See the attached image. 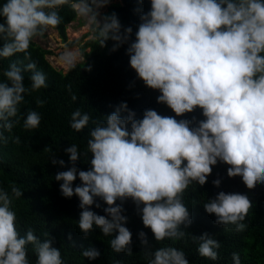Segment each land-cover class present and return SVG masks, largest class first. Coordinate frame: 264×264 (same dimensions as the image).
<instances>
[{"label":"clouds","instance_id":"9594fccd","mask_svg":"<svg viewBox=\"0 0 264 264\" xmlns=\"http://www.w3.org/2000/svg\"><path fill=\"white\" fill-rule=\"evenodd\" d=\"M111 0H3L0 3V59L18 53L29 61H13L0 81V127L11 130L13 118L27 93L47 88L46 76L36 70L28 49L50 29L62 23L59 9L68 5L92 26L93 38L111 52L127 45L129 66L144 86L160 93L157 103L175 116H162L151 108L142 118L120 103L103 120H93L79 109L71 114L70 127L80 132L93 125L87 141L90 153L87 171L77 168L81 152L76 144L65 149L70 167L55 175L62 197L79 199L77 222L87 239L94 228L113 237L115 253L132 255V232L125 226L123 207L131 200L144 228L157 242L181 241L188 235L192 214L183 193L196 183L204 186L217 164L227 165L229 178L239 177L248 190L264 185V0H150V9L139 12V24L132 39L131 26L124 27L117 14L102 15ZM143 3V0H140ZM75 51H65L60 60L75 67ZM91 71V67L86 68ZM24 72H31L30 86ZM69 91L71 85L68 86ZM77 97L72 96L75 101ZM43 106L42 100L36 101ZM201 110L203 119L184 117ZM19 123V120H15ZM41 116L28 111L25 130L37 129ZM0 140H5L0 134ZM20 143L19 137L14 139ZM44 151L54 153L50 147ZM64 168L65 161L52 158ZM79 179L80 184L74 186ZM219 187L221 180H213ZM12 195L0 189V264H30L28 247L35 264H64L54 239L41 240L32 229L23 235L16 228L12 198L23 192L13 186ZM106 207L104 215L92 211ZM119 201V203H117ZM215 224L243 232L252 207L246 194L220 191L202 206ZM46 237L48 233L44 234ZM148 264H189L185 253L175 247L151 250L144 231L139 234ZM199 241L197 252L215 261L220 243L208 235L192 236ZM89 261L100 252L89 247L81 253ZM233 264H240L238 253Z\"/></svg>","mask_w":264,"mask_h":264},{"label":"trees","instance_id":"16d2710c","mask_svg":"<svg viewBox=\"0 0 264 264\" xmlns=\"http://www.w3.org/2000/svg\"><path fill=\"white\" fill-rule=\"evenodd\" d=\"M137 9L147 12L150 0H143V3L140 0H122V4L112 5L105 15L116 13L124 27H132L134 39L139 24ZM59 13L62 23L54 30L67 41L68 26L78 16L68 5L62 6ZM2 43L0 41V46ZM78 43H73L72 46H77ZM111 48V41L101 48L97 40L91 39L82 47L85 61L66 74L50 64L47 60L48 51L34 41L31 43L28 49L31 61L36 63L37 71L45 74L48 87L25 94L20 113L13 118L14 126L10 131L0 127V134L5 137V140H0V189L7 191L10 196L13 186L19 187L23 192L21 197L12 198L17 230L23 235L28 229H32L41 240L53 238V246L60 249L64 264H148L145 251L140 246L138 234L141 231L146 233L151 250L175 247L185 253L189 264H233V253L239 254L240 264H264V185L257 184L253 190H248L241 178L227 176L228 166L224 164L213 167L204 186L193 183L183 193L184 203L191 211L193 220L184 240L155 241L150 229L144 228L131 200L126 201L123 207L124 215L128 217L125 226L132 232V255L115 253L110 247L113 237L102 235L99 229L94 228L87 239L83 237L77 225L81 211L79 199L76 196L71 199L62 197L60 183L55 180L58 172L66 171L71 166L65 153V149L71 144H76L81 152L77 168L84 171L89 168L90 153H85L93 125L90 122L88 127L76 132L70 127L71 114L79 109L82 113L89 114L93 120H103L120 103L126 102L138 119L149 108L162 116H175L166 105L157 103L160 93L146 88L130 68L129 57L126 55L127 45L116 52H111ZM13 61H22L24 64L29 62L24 59L23 53L0 59V81L5 79L3 71ZM89 66L91 71L86 70ZM23 74L25 86L28 87L32 73ZM73 95L77 97L75 101L72 100ZM38 99L43 101V106L37 105ZM30 110L40 114L41 124L37 129L25 130L23 119ZM193 116L197 120L203 119L200 109L177 119H191ZM17 119L19 123H15ZM16 137L20 139L19 144L14 142ZM48 147L52 149L54 157L51 156L52 153L44 151ZM52 158L64 160L66 166L61 168L58 164L53 165ZM218 178L221 184L215 187L212 182ZM78 184L79 179L74 182V186ZM220 191L246 194L252 201V207L244 221L247 228L243 232L215 224V216L208 215L202 207ZM97 203L101 207L93 206L91 210L104 215L106 205L99 200ZM45 233L49 236L46 237ZM204 233L220 243L215 261L198 255L199 241H193L192 236L200 237ZM89 247L100 252L98 259L89 261L81 254ZM28 258L30 264H35L36 256L31 246L28 247Z\"/></svg>","mask_w":264,"mask_h":264},{"label":"rangeland","instance_id":"374dc122","mask_svg":"<svg viewBox=\"0 0 264 264\" xmlns=\"http://www.w3.org/2000/svg\"><path fill=\"white\" fill-rule=\"evenodd\" d=\"M122 4V0H111L108 7L101 10V14L105 15L112 5ZM93 38L92 26L87 24L85 20L78 17V19L68 26V40L65 41L61 34L54 29H50L41 38H37L34 42L43 50L48 51L47 60L56 68L69 73L73 67L67 66L61 62L60 57L65 51L77 52L78 59L76 66L85 61L82 54V47ZM78 43L77 46H72L73 43Z\"/></svg>","mask_w":264,"mask_h":264}]
</instances>
